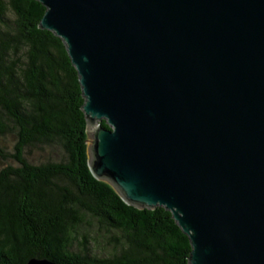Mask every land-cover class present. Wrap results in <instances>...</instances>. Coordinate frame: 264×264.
I'll return each mask as SVG.
<instances>
[{"label":"water","instance_id":"1","mask_svg":"<svg viewBox=\"0 0 264 264\" xmlns=\"http://www.w3.org/2000/svg\"><path fill=\"white\" fill-rule=\"evenodd\" d=\"M36 1L79 76L92 175L170 212L189 264H264V0Z\"/></svg>","mask_w":264,"mask_h":264},{"label":"trees","instance_id":"2","mask_svg":"<svg viewBox=\"0 0 264 264\" xmlns=\"http://www.w3.org/2000/svg\"><path fill=\"white\" fill-rule=\"evenodd\" d=\"M45 11L0 0V264H189L170 212L130 206L92 175L79 76L40 29Z\"/></svg>","mask_w":264,"mask_h":264},{"label":"rangeland","instance_id":"3","mask_svg":"<svg viewBox=\"0 0 264 264\" xmlns=\"http://www.w3.org/2000/svg\"><path fill=\"white\" fill-rule=\"evenodd\" d=\"M7 162L0 159V168L4 167Z\"/></svg>","mask_w":264,"mask_h":264}]
</instances>
